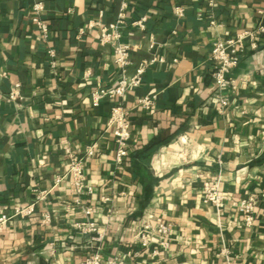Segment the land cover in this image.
Wrapping results in <instances>:
<instances>
[{
  "label": "crops",
  "instance_id": "obj_1",
  "mask_svg": "<svg viewBox=\"0 0 264 264\" xmlns=\"http://www.w3.org/2000/svg\"><path fill=\"white\" fill-rule=\"evenodd\" d=\"M38 1L48 38L32 20ZM124 4L129 23L147 17L145 29H123L129 73L157 61L125 96L95 104L94 90L120 78L100 31ZM262 7L264 0H0V218L8 216L0 264H81L95 252L125 264H264V199L251 226L236 204L264 190V34L230 73L235 90L216 88L211 60L218 40L257 27ZM145 96L155 98L151 109L138 105ZM116 103L132 121L122 164L109 128ZM66 143L79 156L97 143L84 162L90 194L76 192ZM214 177L230 197L221 208L203 198ZM31 205L32 213H15ZM150 214L171 226L168 246L159 234L142 245ZM88 222L101 241L80 228Z\"/></svg>",
  "mask_w": 264,
  "mask_h": 264
},
{
  "label": "built area",
  "instance_id": "obj_2",
  "mask_svg": "<svg viewBox=\"0 0 264 264\" xmlns=\"http://www.w3.org/2000/svg\"><path fill=\"white\" fill-rule=\"evenodd\" d=\"M44 9L45 7L43 2L38 1L34 3L32 6V20L37 25L42 36L44 38H48L50 28L48 23L44 21L42 17ZM126 11L127 5L124 4V7L119 12L115 22L108 26H102L101 28L100 42L102 44H111L113 46L115 63L119 70L120 78L117 86L115 87H98L94 90L93 99L95 104H99L100 101L106 97L116 98L125 96L131 88L137 87L142 83L146 69L157 61L156 57L150 60H144L138 65L135 73H129L128 67L131 64V52L130 45L122 40L123 29L129 24L145 29L147 17L144 16L139 19H134L129 23ZM258 12L261 16V20L256 28L245 29L238 32L234 36L218 40L212 49V76L214 78L216 88L220 92L236 89V82L230 77V73L239 65L244 52L248 48L255 50L259 46L260 36L264 34V7L260 8ZM176 13L180 17L184 16V7L177 6ZM48 54L50 55L52 65L56 66L57 59L54 49H49ZM1 75L2 74L0 73V76ZM18 97H20L19 85L15 86L9 94V98L12 100ZM228 103V98L223 97L218 108L221 110L227 106ZM138 105L151 109L155 105V98L154 96H145L140 98ZM109 128L111 129V133L117 146L116 161L118 164H122L128 156V147L132 137L130 109H127L121 103L114 104L110 112ZM96 147L97 143L92 144L87 148L85 156H79L67 143L65 144V150L70 162L69 173L73 177L72 183L78 194H90L93 192L92 187L85 184L84 162L86 157L94 155ZM203 198L206 203L219 208L225 206V204L230 200L229 195L219 189L218 180L215 177L211 180L204 181ZM262 199H264V190L259 193H250L236 203L240 212L244 216V222L247 226H251L254 223L256 206ZM33 211L34 206L31 205L26 208H17L15 213L17 215H27ZM7 220L8 216L3 215L0 218V227ZM80 228L89 232H95L96 235L93 236V240L101 241L103 239V233L94 222L80 224ZM156 234L164 237L161 245L168 246L167 238L171 234V226L162 221L160 218H155L153 214H150L147 222L140 232L142 245L144 247H148L152 242L151 238ZM81 264H125V261L120 257L104 260L100 252H95L94 254L87 256Z\"/></svg>",
  "mask_w": 264,
  "mask_h": 264
}]
</instances>
